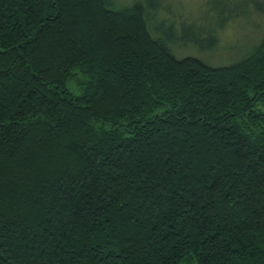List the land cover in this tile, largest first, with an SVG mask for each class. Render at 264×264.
Listing matches in <instances>:
<instances>
[{
	"label": "trees",
	"instance_id": "1",
	"mask_svg": "<svg viewBox=\"0 0 264 264\" xmlns=\"http://www.w3.org/2000/svg\"><path fill=\"white\" fill-rule=\"evenodd\" d=\"M116 2L0 0V264H264V37L178 58Z\"/></svg>",
	"mask_w": 264,
	"mask_h": 264
},
{
	"label": "rangeland",
	"instance_id": "2",
	"mask_svg": "<svg viewBox=\"0 0 264 264\" xmlns=\"http://www.w3.org/2000/svg\"><path fill=\"white\" fill-rule=\"evenodd\" d=\"M116 1V6L121 7L140 0ZM141 1L157 13L164 7L161 15L154 11V21L149 28L158 32L162 39L177 38L176 43H173L176 48L170 47L178 58L196 56L213 66H223L241 58L264 37V14L255 13L251 6L248 8L249 13L244 14L249 0ZM215 6L218 7L216 14L212 12ZM221 11L223 13L220 15ZM230 14L231 17L237 16L216 33L218 44L214 46V40L208 36ZM201 47H210L213 51L201 52Z\"/></svg>",
	"mask_w": 264,
	"mask_h": 264
}]
</instances>
